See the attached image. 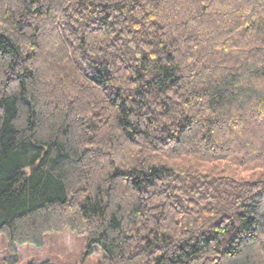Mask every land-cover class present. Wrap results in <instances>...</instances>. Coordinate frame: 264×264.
<instances>
[{
  "label": "trees",
  "instance_id": "1",
  "mask_svg": "<svg viewBox=\"0 0 264 264\" xmlns=\"http://www.w3.org/2000/svg\"><path fill=\"white\" fill-rule=\"evenodd\" d=\"M67 229L95 264H264V0H0L3 260Z\"/></svg>",
  "mask_w": 264,
  "mask_h": 264
},
{
  "label": "rangeland",
  "instance_id": "2",
  "mask_svg": "<svg viewBox=\"0 0 264 264\" xmlns=\"http://www.w3.org/2000/svg\"><path fill=\"white\" fill-rule=\"evenodd\" d=\"M85 246L83 239L67 229L60 234L48 235L40 248L33 245L21 246L16 264H26L31 261L36 263L47 261L53 264H95L101 252L97 250L86 255ZM6 256L5 244L0 238V264H6L3 260Z\"/></svg>",
  "mask_w": 264,
  "mask_h": 264
}]
</instances>
